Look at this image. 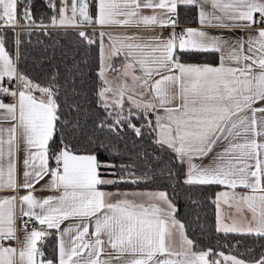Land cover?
Wrapping results in <instances>:
<instances>
[{"label":"snow or ice","instance_id":"1","mask_svg":"<svg viewBox=\"0 0 264 264\" xmlns=\"http://www.w3.org/2000/svg\"><path fill=\"white\" fill-rule=\"evenodd\" d=\"M20 3V19L28 26L34 25L30 7L24 0ZM178 4L198 5L202 26L233 29L264 24V0H97L95 17L89 12L87 0H72L70 6L68 0H63L59 19L55 15L50 19L52 26L62 27H77L79 19L101 27L143 25L175 29L173 17ZM208 5L212 11L206 10ZM50 7L55 9L56 5L51 3ZM69 8L71 16L67 14ZM142 9H152L153 14L144 15ZM156 9L163 10V14ZM16 16L17 0H0V22L14 28ZM40 27L47 26L41 23ZM78 35L88 44L96 43L86 32ZM105 36L109 40L107 50L103 45ZM99 37L102 61L99 76L103 87L97 93L98 103L112 123L101 121L97 126L117 135L125 126L137 137L142 135V129L155 133L156 144L170 149L181 163L187 164L185 184L250 189L251 194L247 195L218 194V199L224 197L225 203L229 199L243 201L251 212V220L245 227L235 222L226 224L218 218L217 230L264 236V107H253L257 101H264V27H258L256 34L249 35L247 40L241 37L234 41L197 28L173 31L163 40L154 37L141 41L135 34L115 36L104 32ZM177 50L216 52L220 54V63L216 66L182 63ZM121 55L125 63L121 69L113 70L121 71L125 81L115 84L106 72L112 68V57ZM137 68L140 75L133 71ZM129 77L131 86L127 83ZM5 78L17 79L20 90L5 87ZM36 92L40 95H35ZM0 94L15 98L7 104L0 100L3 110L0 120L11 125L7 129L0 127V189L29 190L20 197L22 216L35 218L47 229L59 232L58 264H113L114 260H123V264H220L219 260L207 259L211 249L191 251L193 241L185 235L184 225L175 219L176 209L165 191L110 193L99 189L100 185L138 183L139 178L102 177L101 168L122 169L124 165L102 162L95 152L77 154L62 141L60 151L53 152L56 167H49V142L60 120L57 87L53 83L42 86L18 74L3 38H0ZM125 100L131 105L128 109L124 108ZM150 115L154 120L148 118ZM140 117L146 122L140 126L132 123ZM17 128L27 151L20 184L16 179ZM219 146H223L222 151L215 154L209 165L194 162ZM99 147L105 145L101 143ZM46 175L51 176L50 186L59 194L38 199L31 189ZM168 175H172L171 170ZM114 195L123 198L112 201ZM128 197H142L146 202L137 203ZM15 219L16 197L0 198V264H17V249L3 244L4 240L16 238ZM66 220L78 223H70L61 230ZM47 235L50 233L36 229L26 232L24 245L18 252L19 264H53L52 260L42 259L44 253L38 247V242ZM105 244L115 251L114 257L101 258ZM219 255L230 264H245L236 256L223 252ZM125 256L130 259H124ZM255 264H264V257Z\"/></svg>","mask_w":264,"mask_h":264},{"label":"trees","instance_id":"2","mask_svg":"<svg viewBox=\"0 0 264 264\" xmlns=\"http://www.w3.org/2000/svg\"><path fill=\"white\" fill-rule=\"evenodd\" d=\"M50 7L51 0H24L30 7L35 24L26 26L20 19V0L17 1V22L23 27L16 31L7 27L0 30L9 53L14 52L16 40L17 73L35 83L57 87V103L60 105L56 129L49 142V162L54 164L53 152H59L61 142L70 145L74 152H95L106 163L124 165L120 168H101L102 175L111 179L123 176L138 183L103 185L117 188H156L164 190L176 209L174 215L184 225V232L193 241L192 250L231 252L236 257L255 264L264 257V236L255 233H225L214 224L215 193L220 185H189L184 183L185 163L167 148L156 144L154 133L142 129L137 137L127 126L119 135L97 125L101 121L112 123L98 103V91L103 83L99 76V39L92 28L52 26L51 17L57 10ZM180 20H188L191 6L180 7ZM41 23L47 27H40ZM81 24V23H80ZM86 32L96 43L88 44L78 33ZM18 41V43H17ZM180 60L216 61L215 52H178ZM20 87V86H19ZM35 94L40 95L39 92ZM109 111H111L109 109ZM132 123L140 126L139 119ZM103 143L105 148H100ZM110 145V147H109ZM171 170L172 175H168ZM111 173H116L112 175ZM129 173L133 175L129 176ZM44 237L42 252L49 259L56 258V238L53 230Z\"/></svg>","mask_w":264,"mask_h":264},{"label":"crops","instance_id":"3","mask_svg":"<svg viewBox=\"0 0 264 264\" xmlns=\"http://www.w3.org/2000/svg\"><path fill=\"white\" fill-rule=\"evenodd\" d=\"M52 1V0H51ZM53 3L55 2L52 1ZM89 2V11L90 14L93 15V17H95L96 14V4H97V0H88ZM57 10L55 12V16L57 17V19H59V15L60 12L59 10L61 9V7H63V0H57ZM69 6L71 5V0H68ZM181 6H191L194 8L195 13H194V17L193 19H189L188 20H184L183 22H189L191 25L188 28H197V29H203L207 32H209L210 35H214V36H222L225 39L229 40V41H234L238 38L243 37L245 40H247L249 35H255L256 34V29L258 27H264V24H254L251 28H233V29H223V28H216V27H207V26H202L199 23L198 20V11H199V6L198 5H183V4H178L177 5V9L176 11H178L179 16H180V7ZM206 10L207 11H212L210 5L206 6ZM158 14H163V10L160 9H156L155 10ZM142 13L144 15H151L153 14V10L152 9H142ZM69 16H71V11L69 8V11L67 13ZM218 14V13H217ZM256 18L258 19L259 17V13L255 14ZM80 27L82 25V23H78ZM90 28L94 29L98 35V39H99V71L100 68L102 66V61H101V42H100V37H99V33L100 32H104V33H112L115 36H122V35H133L135 34L141 41H148L151 38L154 37H158L159 39L163 40L166 39L167 37L162 33L161 31V27L160 26H156L154 28H146L143 25L137 27L135 25L132 26H118V25H111V26H104L101 27L99 24L93 22V23H89ZM58 26V25H57ZM8 26H5L2 24V22H0V30L3 28H7ZM62 27V26H59ZM103 45L105 46V49H108L109 46V40L108 37L105 36L103 38ZM6 48V47H5ZM247 49V44L245 45V50ZM7 50V49H6ZM8 51V50H7ZM180 50H177V57H178V52ZM216 53V52H215ZM217 59L216 61H190V60H180V62L182 63H191V64H210L213 66H216L220 63V54L216 53ZM14 59H15V55H14ZM112 68L108 69L106 72L107 78L111 81H113L115 84H119L121 82L125 81V77L122 75L121 71H114L113 69H121L122 65L125 63V59L124 57L121 56H117V57H112L111 61H110ZM135 72L136 75H140V71L139 69H134L133 70ZM167 74V73H165ZM101 78V77H100ZM7 78L4 79V81ZM102 80V78H101ZM3 81V84H4ZM127 83L129 86L132 85V81L131 78H127ZM5 86V84H4ZM6 87V86H5ZM103 87V85H102ZM10 89V88H9ZM12 90V89H10ZM20 90V87L18 89V91ZM131 94V93H130ZM37 95V94H35ZM109 95H111V93H109ZM39 96V95H37ZM139 99V97H137ZM0 100H3L4 103H13L15 98L8 95L6 97H2L0 95ZM125 102H128L127 100H125ZM253 107L256 108H260V107H264V101H257ZM111 110V109H110ZM0 112H3V110H0ZM161 115H163V112H160ZM259 115V114H258ZM151 119L154 120V117L152 116ZM10 123L7 121H2L0 120V127H3L5 129H7L8 127H10ZM154 137L156 139V135L154 133ZM6 138V136H5ZM17 145H18V149L16 152V179H17V184H20L23 182V173L25 171L24 166H23V160L25 159V157L27 156V151H26V146L23 142V139L20 135V129L17 128ZM222 147L223 146H219L216 147L214 149V151L212 153H210L207 157L201 159H196L194 162L197 164H202V165H209L213 159L214 156L217 152L222 151ZM60 151V150H59ZM77 154H86L88 152H76ZM7 164H8V158L5 157L4 161H3V167L5 169V171L7 170ZM49 167L50 168H55L56 164H50L49 162ZM185 167L187 170V164L185 163ZM185 170V173H186ZM185 173L183 176V179L185 180ZM102 177L104 179H110V177L106 176V175H102ZM50 180H51V176L50 175H46L44 176L43 179H41L39 181V183H36L34 188L31 189V191L33 192L34 196L38 199H42V198H46L47 196L50 195H58L59 191L57 189H54L50 186ZM45 185H49L48 187H45ZM100 190L105 191V192H110V193H116V192H146V191H164L161 189H156V188H117V187H105L103 185L98 186ZM29 190L27 189H21L19 187H17L16 189H11V188H4V189H0V198L3 197H8V196H15L16 197V219H15V228L18 224H21V221L23 219L22 213H21V204H20V197L23 195H26L28 193ZM221 192H228L229 196L232 195V193H236L238 195H247V194H251V190L244 188L242 186H238L235 189H231L227 186H222L220 185V187L216 190L215 193V217H214V224L216 229H218V218L222 219L224 223L226 224H232L233 222L243 225L245 227H247L249 221L251 220V212L247 210L246 205L244 204L243 201L237 202L235 200H228V203H225V198H221L219 197L218 199V194ZM123 197L121 196H112V201H115L117 199H122ZM129 199H135L137 203H141V202H146L145 198L142 197H128ZM231 205V206H229ZM24 210H27V205L25 204L23 206ZM37 211H39L37 209ZM176 219V218H175ZM178 221V219H176ZM70 223H78V221L75 220H66L61 224V230H63L64 228H66ZM33 229L36 230H40V231H45V232H49L51 230H53L55 232V242H56V258L55 259H49L48 257L44 256L42 257V259H44L45 261L47 260H52L53 264H58V242H59V238H60V234L56 229H47V226L45 228H34V227H27L26 230L25 228H17L15 231V239H8V240H14L13 243L12 241L3 243L5 247L11 246L13 248L17 249V264H19V258H18V252L20 250V248L23 247L24 242H25V237H26V232L30 233ZM92 231V229L90 228V232ZM185 233V232H184ZM186 235V233H185ZM187 236V235H186ZM67 239V237H65ZM188 238V236H187ZM106 239V238H105ZM189 239V238H188ZM44 242V238L38 242V247L40 248V250L42 251V244ZM187 246H185L186 248ZM191 251L193 252H200V251H194L192 250L191 247ZM201 251H208V250H201ZM219 253L221 252H217L213 255H209L207 257V259L209 261H214V260H219L220 264H230V262H226L222 259V257H220ZM116 255L115 251L108 246L107 244H105L104 246V252L101 256L102 259L108 258L109 256L114 257ZM225 255H232L234 256L232 253L227 252L225 253ZM238 258V257H237ZM124 259H130V257L125 256ZM240 259V258H238ZM242 260V259H241ZM244 261V260H243ZM113 264H123V260L121 261H113ZM245 264H250L245 262Z\"/></svg>","mask_w":264,"mask_h":264},{"label":"built area","instance_id":"4","mask_svg":"<svg viewBox=\"0 0 264 264\" xmlns=\"http://www.w3.org/2000/svg\"><path fill=\"white\" fill-rule=\"evenodd\" d=\"M52 1H54V0H52ZM90 1H92V0H90ZM187 14H188V16H189L190 19H193V17H194L193 13L188 12ZM173 18L176 20V27H175V29H173L170 26L169 27H161L162 33L167 38L169 37L170 33H172L173 31H175L176 33H180L183 29H186V28H188L191 25L189 22H183V21L180 20V16H179L178 11H176V16L173 17ZM258 19H259V17H258ZM82 26L83 27H90L89 23L88 24L87 23L86 24H83ZM20 27L21 26L16 23L15 27L13 28L15 30V33H16V31ZM14 52H15V59H16V40H15ZM16 69H17V65H16ZM4 84H5L6 87H8V88H10V89L15 90V91L18 92L19 84H18L17 79H12L11 81H9L8 79H6L4 81ZM0 95L2 97L8 96L6 94H0ZM25 222L27 223V227H34V228H45L46 227V225H41L37 220H35V218L23 217V219L21 221V224H18L16 226V229L17 228H23ZM9 241H12V243H13L14 240H8L7 239V240H4L3 243L9 242Z\"/></svg>","mask_w":264,"mask_h":264},{"label":"rangeland","instance_id":"5","mask_svg":"<svg viewBox=\"0 0 264 264\" xmlns=\"http://www.w3.org/2000/svg\"><path fill=\"white\" fill-rule=\"evenodd\" d=\"M62 8V7H61ZM16 23L18 24V25H20L18 22H17V18H16ZM21 26V25H20ZM25 26V25H24ZM27 26V25H26ZM22 27V26H21ZM79 28H90V27H83L82 25L79 27ZM15 31V30H14ZM14 38L16 39V33H15V36H14ZM15 39H14V48H15ZM13 58H14V55H15V52H13V53H9ZM14 61H15V65H16V59H14ZM131 107V105H130V103L129 102H125L124 103V108L125 109H128V108H130ZM133 112H136V110L135 109H133ZM151 115L148 117L149 119H151ZM139 120L140 121H142V122H144L145 120L143 119V117H140L139 118ZM146 122V121H145ZM111 179V178H110ZM221 198H224V197H221ZM169 199V198H168ZM173 204V203H172ZM174 205V204H173ZM161 207H164V205L163 204H161ZM221 252H223L224 254L225 253H227V252H224V251H221ZM231 253V252H230ZM235 256V255H234ZM245 262H247V261H245ZM247 263H250V264H252L251 262H247Z\"/></svg>","mask_w":264,"mask_h":264},{"label":"water","instance_id":"6","mask_svg":"<svg viewBox=\"0 0 264 264\" xmlns=\"http://www.w3.org/2000/svg\"><path fill=\"white\" fill-rule=\"evenodd\" d=\"M71 2H72V0H71ZM87 2H88V0H87ZM88 4H89V2H88ZM89 12H90V11H89ZM78 23H83V22H80L79 19H78ZM85 24H86V23H85ZM87 24H88V23H87Z\"/></svg>","mask_w":264,"mask_h":264},{"label":"bare ground","instance_id":"7","mask_svg":"<svg viewBox=\"0 0 264 264\" xmlns=\"http://www.w3.org/2000/svg\"><path fill=\"white\" fill-rule=\"evenodd\" d=\"M85 24V23H82V25Z\"/></svg>","mask_w":264,"mask_h":264}]
</instances>
